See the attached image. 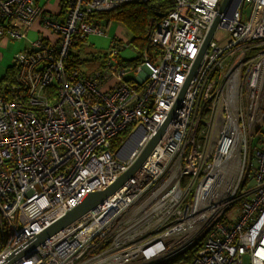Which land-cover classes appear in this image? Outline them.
I'll use <instances>...</instances> for the list:
<instances>
[{"label":"built area","instance_id":"1","mask_svg":"<svg viewBox=\"0 0 264 264\" xmlns=\"http://www.w3.org/2000/svg\"><path fill=\"white\" fill-rule=\"evenodd\" d=\"M38 1L0 0V38L23 40L36 25L52 35L16 55V97L0 95V218L8 233L0 264L125 174L187 82L140 169L10 264H162L196 245L184 264H264V0H233L222 13L223 0H174L148 22L146 40L159 54L126 67L128 44L112 40L90 76L67 59L78 39L105 35L95 15L150 0H67L60 19ZM217 17L226 44L212 38L191 75ZM137 125L130 150L126 141L114 152L113 140Z\"/></svg>","mask_w":264,"mask_h":264},{"label":"trees","instance_id":"2","mask_svg":"<svg viewBox=\"0 0 264 264\" xmlns=\"http://www.w3.org/2000/svg\"><path fill=\"white\" fill-rule=\"evenodd\" d=\"M67 0H61V3L64 5ZM174 0H150L148 3H132L125 4L122 7L108 12L95 15L98 20L104 21L106 25L109 23L115 22L123 25L131 34V40L128 43V49L134 47L138 50L137 54H134V57L126 59L122 56L123 62L126 67L131 65H139L143 62L144 54L151 53L159 54L156 49L152 48L147 40L146 33L148 29V22L151 19H157L166 12L170 11L173 8ZM117 40V39H113ZM86 40H77L74 44V49L76 47L84 46ZM125 49L122 50V52ZM81 61L79 56L75 55L73 51L70 52V55L67 59V66L69 69L79 68ZM15 75L16 67L13 64L10 66L3 79L0 81V95L5 96L7 99H13L16 97L15 88ZM131 130L118 135L112 142V149L116 152L128 139ZM8 233L4 221L0 218V248L5 243ZM198 246H193L185 252L177 255L171 260L164 262L162 264H184L192 260L194 254L197 252Z\"/></svg>","mask_w":264,"mask_h":264},{"label":"water","instance_id":"3","mask_svg":"<svg viewBox=\"0 0 264 264\" xmlns=\"http://www.w3.org/2000/svg\"><path fill=\"white\" fill-rule=\"evenodd\" d=\"M233 0H223V3L221 5L219 13H222L229 4ZM238 4V3H237ZM237 6V5H236ZM220 18L217 17L216 20L214 21L205 41L202 47V50L192 68L191 75H193L194 71L196 70L203 54L205 53L211 39L213 38L216 28L219 24ZM188 82L185 84L183 87V90L176 102V105L172 112L169 115L168 120L161 126V128L157 131L156 135L151 139V141L148 143V145L145 147L144 151L140 155V157L137 159V161L132 165V167L125 173L123 174L113 185L108 187L104 191L100 192H93L87 194L83 200L75 207L73 210L68 212L64 217L53 223L51 226H49L47 229H45L42 233L37 235L31 242L30 246L23 251L22 253L18 255H13L9 260L8 264L14 262V260L20 258L23 254L26 252L36 248L37 246L41 245L43 242H45L47 239L58 233L59 231L63 230L64 228L70 226L77 220H79L81 217H83L86 213L89 211L93 210L95 207L98 205L102 204L107 198L112 196L116 191H118L139 169L140 167L144 164V162L147 160V158L150 156V154L154 151L156 148L157 144L160 142L162 139L163 135L165 134L170 119L172 118L174 111L176 108H178L183 95L185 93V90L187 88Z\"/></svg>","mask_w":264,"mask_h":264},{"label":"rangeland","instance_id":"4","mask_svg":"<svg viewBox=\"0 0 264 264\" xmlns=\"http://www.w3.org/2000/svg\"><path fill=\"white\" fill-rule=\"evenodd\" d=\"M251 9H252V6L250 4H246L245 6H243V8H242L243 21H246L248 19L249 14L251 13ZM107 31H108V29L105 28V35H103V36H95V35L88 36L85 43H84V46L76 47L75 49H73V52L75 53V55L79 56L80 61H81L80 65H79V69L84 74H86L87 76H90V75L94 74L95 72H97L98 70L101 69V67L104 63L105 56L110 51L111 40L114 37H113V35L111 37L108 35V34H113V33H110L111 28L109 29V33ZM29 35H30V36H28L29 40H31L30 42H32V39L35 37V35H32V34H29ZM227 39H228V32L226 30H223V29L217 30V32L213 36V41L216 42V44L218 46L225 45ZM23 50H21L20 52H22ZM129 51L132 52L131 54H133V55L138 53V50L136 48L130 47L129 49H127L125 51V54L129 53ZM20 52H18L17 54H19ZM16 55L14 56V58L16 57ZM13 62H14V59H13ZM142 77H144V75H142ZM138 128L139 127L137 125L132 130L131 134L129 135V137L127 139V141H128L127 142L128 143L127 150H130L131 144H134L135 141L140 137L141 130ZM120 149H118V151ZM118 151H116V152H118ZM125 153H123V155H125ZM188 181H189V179L186 178L184 186L188 183ZM247 186L249 188L253 187V182H251L250 179H249ZM241 208H242L241 203L235 204L227 212L226 216L232 217L233 214L236 211L240 210Z\"/></svg>","mask_w":264,"mask_h":264},{"label":"crops","instance_id":"5","mask_svg":"<svg viewBox=\"0 0 264 264\" xmlns=\"http://www.w3.org/2000/svg\"><path fill=\"white\" fill-rule=\"evenodd\" d=\"M38 6L42 7L46 10V12L51 15L54 19H60L62 16V3L61 0H39L37 3ZM112 26V27H111ZM106 28H111V32L113 34H108L110 37L113 35V37L117 40L122 41L123 43L128 44L131 40V34L130 32L121 24L112 22L106 25ZM29 34L35 35V37L32 39L34 41L40 36L43 37H52V35L42 29L39 25H36L35 29L27 34V37L23 40H12L6 37L0 38V81L3 79V77L6 74L7 69L14 64L13 59L14 56L20 52L21 50L27 48L28 45H30ZM112 38V40L114 39ZM111 40V41H112ZM29 47V46H28ZM128 48H126L122 52V56L126 59H130L134 57L132 52L129 51V53L125 54V51ZM133 55V56H132ZM115 84V80H110V82L106 85L105 90L107 91L110 86Z\"/></svg>","mask_w":264,"mask_h":264}]
</instances>
